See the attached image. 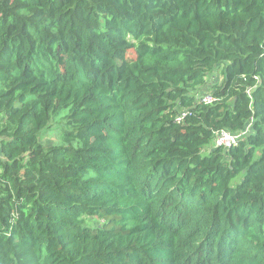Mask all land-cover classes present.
<instances>
[{
  "label": "trees",
  "instance_id": "trees-1",
  "mask_svg": "<svg viewBox=\"0 0 264 264\" xmlns=\"http://www.w3.org/2000/svg\"><path fill=\"white\" fill-rule=\"evenodd\" d=\"M0 264H264V0H0Z\"/></svg>",
  "mask_w": 264,
  "mask_h": 264
},
{
  "label": "rangeland",
  "instance_id": "rangeland-1",
  "mask_svg": "<svg viewBox=\"0 0 264 264\" xmlns=\"http://www.w3.org/2000/svg\"><path fill=\"white\" fill-rule=\"evenodd\" d=\"M222 76H220V70L218 69L217 71H215V73L211 74L208 78L207 84L204 87L203 92H208L211 90V85L213 82L215 81H221ZM97 135H103V131L102 129L99 130V132L97 133ZM46 146H50L56 142L59 141V131L58 130H51L49 131L41 140ZM98 141V140H96ZM216 146L215 140H213L209 145H206L204 152H209L211 149H213ZM93 222H97V221H93Z\"/></svg>",
  "mask_w": 264,
  "mask_h": 264
},
{
  "label": "built area",
  "instance_id": "built-area-1",
  "mask_svg": "<svg viewBox=\"0 0 264 264\" xmlns=\"http://www.w3.org/2000/svg\"><path fill=\"white\" fill-rule=\"evenodd\" d=\"M215 100L212 94H204L203 101L206 103H211ZM181 119V117H180ZM242 133H232L229 130L223 129L216 132L215 143L216 146H221L224 148H230L238 142V139L244 134Z\"/></svg>",
  "mask_w": 264,
  "mask_h": 264
}]
</instances>
